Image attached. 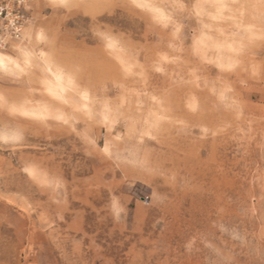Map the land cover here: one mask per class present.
<instances>
[{"label": "rangeland", "instance_id": "374dc122", "mask_svg": "<svg viewBox=\"0 0 264 264\" xmlns=\"http://www.w3.org/2000/svg\"><path fill=\"white\" fill-rule=\"evenodd\" d=\"M108 1L30 0L23 40L0 52L34 56L0 68V264H264V31L236 35L262 20L254 1L206 28L200 0H151L153 20L146 1ZM45 101L50 123L23 116ZM160 148L164 169L137 176L132 152Z\"/></svg>", "mask_w": 264, "mask_h": 264}, {"label": "bare ground", "instance_id": "6f19581e", "mask_svg": "<svg viewBox=\"0 0 264 264\" xmlns=\"http://www.w3.org/2000/svg\"><path fill=\"white\" fill-rule=\"evenodd\" d=\"M60 1H64V0H60ZM130 1L136 3V4H140V2H144L146 1V6H148L149 10L143 12V13H140L145 19L147 20H153L155 17H157V13H156V4L151 2V0H110L108 2L110 3H122V4H126V3H129ZM254 1V4L255 6L257 7L256 8V14L258 16H261L262 17V20L259 22V24H253V25H244V22H238V24L236 25L237 26V36H240L241 37V32L242 34H253L252 31L254 32H263L264 31V0H253ZM241 0H200L198 1V4L196 5L195 9H196V14L197 16L199 17L201 23H203V25L205 26L206 28V25H211L212 27V24L208 23L207 22V19L212 18V17H218L216 16L215 14H221V13H224L225 11H227L229 8L232 7L233 4H236V3H240ZM243 2V1H242ZM240 5V4H239ZM142 6V5H141ZM161 6H164V4H162ZM243 7V6H242ZM245 7V6H244ZM132 9V8H131ZM165 10V7L163 8ZM132 11V10H131ZM133 11L135 12L136 10L133 9ZM234 14V13H232ZM237 15V13H235ZM238 17L240 16H244L245 17V14L244 13H240L237 15ZM214 19V20H215ZM211 21L213 19H210ZM234 21V20H233ZM232 21V22H233ZM215 22V21H213ZM224 22V21H223ZM230 22V21H229ZM231 22V23H232ZM236 22V21H235ZM242 23V24H241ZM223 25V24H222ZM216 26H221V25H217ZM210 28V27H209ZM209 28L207 30H209ZM204 29V28H202ZM206 30V29H205ZM211 30V29H210ZM242 30V31H241ZM212 34V33H210ZM202 36L203 38H205L206 42H207V47L205 46V43H203V46L206 47V48H203L200 50V54L202 55L203 52L205 50H207V48L210 46L211 47V43H212V37L207 35L205 32L202 33ZM224 37V36H223ZM243 42V40H242ZM214 45V44H213ZM212 45V46H213ZM248 44H246L247 46ZM108 46L109 48H111L112 52L115 53V55H117V58L119 61H123L125 62L126 60V56L122 54V51L118 50L116 45H114V42H112V40L110 39V41L108 42ZM216 46V45H214ZM245 45H242L241 47H243ZM219 47V46H218ZM240 47V48H241ZM221 48V47H220ZM254 48H252L253 50ZM251 50V49H249ZM236 52V51H234ZM240 53V52H239ZM18 55H19V59H14L12 61H9V60H6L2 54L0 53V68L2 70H5V71H10V72H14V71H18L19 69H21V67L25 66H30L32 65V63L34 62V56H33V53L31 51H28L26 50L25 48H20L19 49V52H18ZM231 55V54H230ZM252 55V54H251ZM258 55V54H257ZM232 56H233V53H232ZM238 56V55H237ZM243 57V56H242ZM249 57V56H248ZM232 58V57H231ZM247 58V57H246ZM263 58V56H262ZM45 61H50V59L48 60L47 57L45 58ZM43 59V60H44ZM234 59V58H232ZM261 58L256 56V57H253L250 59V63L251 64H260ZM49 63V62H48ZM248 63V61H247ZM257 64V65H258ZM49 67V65H48ZM52 67V66H51ZM106 70L108 73H112L114 72L116 69L114 66L110 65V64H107L106 65ZM254 71V70H253ZM257 71V70H256ZM52 72V70H51ZM230 73V72H229ZM254 73V72H253ZM223 75V74H222ZM223 76H226L223 75ZM64 75L62 72H58L56 75H55V78L58 80V82L64 80ZM92 78V77H91ZM228 78V77H227ZM229 79V78H228ZM66 81V80H65ZM93 81V80H92ZM63 83V82H61ZM60 87V86H59ZM214 88V87H213ZM52 89V88H50ZM63 90V89H62ZM55 90H53V94L56 96L55 98L57 99H60V100H67L66 96H65V93L63 94L62 91H58L57 92H54ZM59 92V93H58ZM85 93V92H83ZM49 94H52V93H49ZM86 95V94H85ZM27 97V96H26ZM138 97V96H137ZM139 99V98H137ZM141 101V100H140ZM46 102V101H45ZM59 102V101H58ZM139 102V101H138ZM30 105H25L23 106L22 108V113H23V116H26L27 118L29 119H35V120H38V121H41V122H45V123H50L51 121H49L47 118L49 117V115H46L45 111H52L51 109H53V107L56 105V103L54 101H47L46 104L44 105H39V104H36V105H33V103H29ZM86 106V105H84ZM75 108V106H73ZM202 114H201V118L207 120L208 122H210V124H213L216 126V128H218L217 126H220V123L222 122H226L227 124H230L231 123V120H232V117L229 115V114H226V112L222 111L220 108H218L215 112H212L209 107H207L206 105H203L202 107ZM11 110V109H10ZM12 112V111H11ZM59 112H63V109ZM232 113V112H231ZM65 114V113H64ZM60 116H63L62 114H59ZM66 115V114H65ZM74 115V114H73ZM186 118H189V119H193L194 117L192 115H188L186 114L185 115ZM148 119V118H147ZM116 121V120H115ZM118 121V119H117ZM150 122V121H149ZM28 123H31L32 122H28ZM111 123V122H110ZM117 123V122H116ZM22 124H25L22 123ZM114 125V124H113ZM88 126V125H87ZM48 127V126H47ZM113 128V127H112ZM88 129H90V126H88ZM143 151V150H142ZM138 152V151H137ZM134 154V152H132ZM130 153V154H132ZM136 153V152H135ZM141 153V152H139ZM143 154L139 157H137L136 155L133 156L130 155L131 157V160L133 162H140V161H143L142 163H144V167H146V171L145 170H141V169H135V173L137 176H139L140 178H143L144 176L146 177H150L152 176V174L156 171V170H163L164 167L166 166V163L168 161V154H167V151H163L162 148L160 149H154V150H151L150 149V152L148 153L147 151L145 152H142ZM170 160L171 162H173L174 164H176L177 162H179L180 160L181 161H184L185 162V158L184 159H179V158H176L174 156H171L170 157ZM124 167H122V171L125 173V174H131V170L130 171H127L126 169H124ZM133 172V171H132ZM185 193V192H184Z\"/></svg>", "mask_w": 264, "mask_h": 264}, {"label": "built area", "instance_id": "2783aa9c", "mask_svg": "<svg viewBox=\"0 0 264 264\" xmlns=\"http://www.w3.org/2000/svg\"><path fill=\"white\" fill-rule=\"evenodd\" d=\"M30 0H0V52L23 40Z\"/></svg>", "mask_w": 264, "mask_h": 264}]
</instances>
